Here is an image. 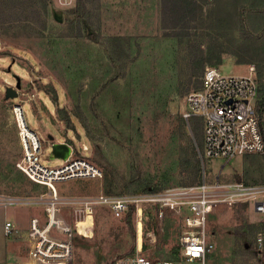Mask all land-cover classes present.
I'll use <instances>...</instances> for the list:
<instances>
[{"label":"rangeland","instance_id":"374dc122","mask_svg":"<svg viewBox=\"0 0 264 264\" xmlns=\"http://www.w3.org/2000/svg\"><path fill=\"white\" fill-rule=\"evenodd\" d=\"M206 2V11L224 12L218 21L212 14L205 18L203 27L216 35L204 36L207 31L199 26L190 30L202 47L213 41L224 48L220 63L205 65L226 74H243L248 65L255 74L262 70L264 0ZM13 3L0 0V193L50 196L45 186L30 181L15 165L22 155L17 105L40 140L43 165H62L65 159L52 154V144L66 142L70 156L87 158L101 170L96 178L56 181L63 201L56 216L63 225L84 217L76 211L77 200L83 198L145 192L141 189L149 182L160 185L159 190L192 183L189 174L182 173L180 160L189 153L184 149L197 141L206 179L264 182V152L228 162L209 160L201 154L202 119L190 116L178 128L192 91L181 82L186 76V38L165 34L158 0H79V7L75 3L63 10L62 21L50 16L45 0H24L16 7ZM8 86L17 90L16 97L5 98ZM67 113L65 125L61 117ZM37 213L35 206L0 209V264L26 259L25 231L29 217ZM180 216L166 211L158 218L146 207L143 221L146 226L153 222L156 231L152 241L146 230L137 239L131 214L97 206L93 216L72 223L76 235L59 236L72 243V264H116L132 256L140 243L139 251L147 257L172 259L184 230ZM5 220L15 224L18 234L4 236ZM208 226L215 248L205 264H255L254 236L264 229V212L244 203L218 204L208 216Z\"/></svg>","mask_w":264,"mask_h":264},{"label":"built area","instance_id":"2783aa9c","mask_svg":"<svg viewBox=\"0 0 264 264\" xmlns=\"http://www.w3.org/2000/svg\"><path fill=\"white\" fill-rule=\"evenodd\" d=\"M51 9L57 12L75 6L77 0H48ZM258 82L253 65L247 66L243 74L222 73L219 68L205 65L201 87L192 90L181 111L185 120L199 116L203 121L201 154L206 159H231L253 153L264 152V136L261 131L259 114L255 105ZM22 148L16 167L33 183L45 186L50 196L22 197L0 193V209L14 206H35L40 212L28 219L25 238L27 258L7 264H72L73 248L69 239H61L59 234L76 235L73 221L63 225L56 214L63 202L57 195L56 181L77 177H100L101 170L84 157L69 156L59 166H46L40 162L41 143L38 136L23 120L22 109L15 107ZM85 149V147H84ZM201 161V159H200ZM73 201V200H72ZM76 211L93 216L97 206H103L117 213H128L135 219L136 236L146 235L153 240L155 228L146 226L143 217L146 207H152L161 218L166 211L181 214L184 230L179 236L177 259H151L138 250L130 257L119 259L116 264H180L198 261L205 264L207 255L215 243L209 237L208 216L218 204L244 203L254 210L264 212V182L206 179L200 164V179L186 185L168 186L161 190L127 193L118 196L99 194L77 200ZM83 217V218H84ZM93 218V217H92ZM91 231L92 226L86 228ZM4 236L18 234L19 229L11 220L2 224ZM138 242V240H137ZM254 246L257 254L255 264H264V229L256 232Z\"/></svg>","mask_w":264,"mask_h":264},{"label":"trees","instance_id":"16d2710c","mask_svg":"<svg viewBox=\"0 0 264 264\" xmlns=\"http://www.w3.org/2000/svg\"><path fill=\"white\" fill-rule=\"evenodd\" d=\"M14 1L13 6L16 7L17 5H22L24 0H12ZM203 1V2H202ZM49 2L45 0V3ZM44 3L45 14L46 11V4ZM77 6L79 7V0L76 2ZM204 4H208L206 0H158V10H159V20L161 28L166 29V35L171 36H178L179 38H186L184 44V51L186 54V68L184 69V73L186 76L181 82L186 85L188 88H192V90L199 89L201 87V80L204 70V65L206 63L218 64L221 62V53L223 51V46L219 43L209 41L205 43V46L202 47L200 41H196L193 35L194 32H191V28H196L197 26L201 27V29L205 30L204 21L207 15H213V21L215 18L220 20V16L224 14V12H216L214 13L213 10H205ZM51 6V5H50ZM67 11H69L67 9ZM66 11V13H67ZM65 15L62 13V16ZM50 16L54 19L52 14V9L50 7ZM46 20V19H45ZM45 20L43 22H45ZM207 31V30H205ZM204 36L216 35L215 32H205L203 33ZM182 40V39H180ZM242 59V58H240ZM239 62H244V60H240ZM263 69H258L256 73V80L258 82V97L255 102L259 119H260V126L261 131L264 136V66ZM183 73V75H184ZM182 74V72H181ZM186 89V88H185ZM184 91V90H183ZM159 98V96H158ZM52 102H55V99L51 98ZM158 104V101L155 102ZM165 105L161 103L160 106ZM64 121L65 125L69 122V115L67 113V117H61ZM185 120L182 118L181 114L179 115V129L181 130L184 126ZM66 128H68L66 126ZM200 141L197 143L191 144L190 148L184 149L189 151L188 155L184 156L180 160V164L182 167V173L189 174V181L188 182H196L200 179V159L198 157V147ZM198 145V146H196ZM185 151V152H186ZM145 186L141 189L142 191H156L159 190L160 185L157 183H147L144 184ZM131 211L126 213L127 217H130ZM152 226H154L153 222H150ZM177 249V250H176ZM178 247H175L174 250V258L177 259L178 257Z\"/></svg>","mask_w":264,"mask_h":264},{"label":"water","instance_id":"95a60500","mask_svg":"<svg viewBox=\"0 0 264 264\" xmlns=\"http://www.w3.org/2000/svg\"><path fill=\"white\" fill-rule=\"evenodd\" d=\"M52 14L55 20L62 21V14L61 12H57L56 10H52ZM19 80L17 79L15 87L19 88ZM17 95V90L12 87L8 86L5 89V98H14ZM19 106V105H17ZM24 120V117L22 118ZM50 139H52V135L48 136ZM52 154L66 159L70 154V146L66 142H56L52 144Z\"/></svg>","mask_w":264,"mask_h":264},{"label":"bare ground","instance_id":"6f19581e","mask_svg":"<svg viewBox=\"0 0 264 264\" xmlns=\"http://www.w3.org/2000/svg\"><path fill=\"white\" fill-rule=\"evenodd\" d=\"M88 216H90V214H88L86 217H84V218H81V219H75V220H73V224H74V226L75 225H77V224H79V223H81V222H83ZM72 224V225H73ZM73 226V227H74ZM153 241V240H152Z\"/></svg>","mask_w":264,"mask_h":264},{"label":"crops","instance_id":"0c3cea01","mask_svg":"<svg viewBox=\"0 0 264 264\" xmlns=\"http://www.w3.org/2000/svg\"><path fill=\"white\" fill-rule=\"evenodd\" d=\"M37 212L39 213L40 211L37 209ZM38 213H37V214H38ZM2 224H3V223H2ZM26 258H27V257H26ZM16 262H18V261H16Z\"/></svg>","mask_w":264,"mask_h":264}]
</instances>
